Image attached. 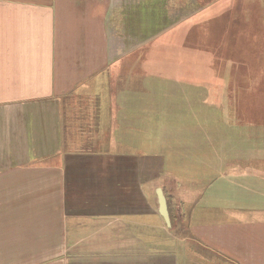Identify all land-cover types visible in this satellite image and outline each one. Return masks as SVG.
<instances>
[{"label":"crops","instance_id":"0c3cea01","mask_svg":"<svg viewBox=\"0 0 264 264\" xmlns=\"http://www.w3.org/2000/svg\"><path fill=\"white\" fill-rule=\"evenodd\" d=\"M112 3L0 0V264H164V250L190 264L185 240L159 237L156 188L172 231L185 222L187 240L264 264V171H240L242 152L220 153L216 180L212 163L173 154L159 165L170 182H148L160 134L146 86L126 77L132 51L110 52Z\"/></svg>","mask_w":264,"mask_h":264},{"label":"rangeland","instance_id":"374dc122","mask_svg":"<svg viewBox=\"0 0 264 264\" xmlns=\"http://www.w3.org/2000/svg\"><path fill=\"white\" fill-rule=\"evenodd\" d=\"M106 24L114 57L132 51L126 77L146 86L148 128L160 134L148 139V182L167 185L159 165L187 151L212 163V180L223 150L242 152L240 171L263 173L254 164L264 166V0H113ZM184 224L172 231V220L159 237L185 240L190 264H233L187 240Z\"/></svg>","mask_w":264,"mask_h":264},{"label":"water","instance_id":"95a60500","mask_svg":"<svg viewBox=\"0 0 264 264\" xmlns=\"http://www.w3.org/2000/svg\"><path fill=\"white\" fill-rule=\"evenodd\" d=\"M155 194L158 203V213L162 217L167 228H170V217L168 214L166 198L161 188H156Z\"/></svg>","mask_w":264,"mask_h":264}]
</instances>
